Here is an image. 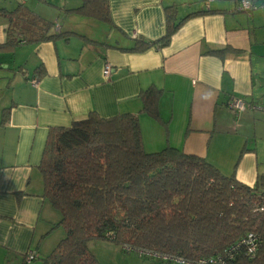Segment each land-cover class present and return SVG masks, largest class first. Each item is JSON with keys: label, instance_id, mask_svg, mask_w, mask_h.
I'll use <instances>...</instances> for the list:
<instances>
[{"label": "crops", "instance_id": "obj_1", "mask_svg": "<svg viewBox=\"0 0 264 264\" xmlns=\"http://www.w3.org/2000/svg\"><path fill=\"white\" fill-rule=\"evenodd\" d=\"M204 1L108 0L110 21L68 11L81 0L4 6L21 3L66 35L0 52V264H31L56 245L46 243L59 217L38 165L49 127L89 111L137 114L146 151L178 148L264 191V0H252L250 14L236 10L238 0H208L212 11L198 13ZM170 5L184 19L169 42L127 50L164 34ZM5 27L0 16V44ZM150 86L161 90L159 120L140 111ZM232 96L246 107L232 111Z\"/></svg>", "mask_w": 264, "mask_h": 264}, {"label": "trees", "instance_id": "obj_2", "mask_svg": "<svg viewBox=\"0 0 264 264\" xmlns=\"http://www.w3.org/2000/svg\"><path fill=\"white\" fill-rule=\"evenodd\" d=\"M204 7L198 13L212 11ZM68 11L110 21L108 0H81ZM176 15L177 6H166L164 34L137 38L127 50L166 45L184 19ZM0 16L6 19L0 52L66 35L21 3L0 6ZM160 93L150 86L139 95L140 111L155 120ZM38 168L43 196L59 213L54 225L64 231L38 264H99L92 240L162 260L264 264V191L178 148L146 151L137 114L89 111L68 126L49 127ZM248 234L256 237L253 254L241 242Z\"/></svg>", "mask_w": 264, "mask_h": 264}, {"label": "rangeland", "instance_id": "obj_3", "mask_svg": "<svg viewBox=\"0 0 264 264\" xmlns=\"http://www.w3.org/2000/svg\"><path fill=\"white\" fill-rule=\"evenodd\" d=\"M16 0H0V6H9L15 3ZM54 218L59 217V213L52 206H49ZM54 225V224H53ZM64 236V231L61 226L54 225L48 233L49 246H53L54 242H58ZM51 244V245H50ZM56 244V243H55ZM88 247L92 254L96 257L99 264H178V262L170 260H162L153 255H147L137 250H125L121 246H117L112 242L103 240H92L88 243ZM50 248V247H49ZM47 249L46 255L50 252ZM39 261H34L31 264H38Z\"/></svg>", "mask_w": 264, "mask_h": 264}, {"label": "built area", "instance_id": "obj_4", "mask_svg": "<svg viewBox=\"0 0 264 264\" xmlns=\"http://www.w3.org/2000/svg\"><path fill=\"white\" fill-rule=\"evenodd\" d=\"M204 4L206 7H208V0L204 1ZM258 8V5L252 1V0H238L237 2V6H236V10L238 11H244L248 14H250L251 12H253L254 10H256ZM111 72V65L109 62H105L104 66H103V70L102 73L104 75L105 78H107L109 76ZM34 82V81H33ZM228 107L234 111H240L243 110L246 107V103H244V100L235 96H232L229 101H228ZM242 243H244L246 245V252L248 254H253L256 248V237L252 234H248L247 236H245L242 240ZM35 257V255L33 253H28L26 256V261L29 262L31 261L33 258ZM162 258H166L165 256H163ZM170 259V258H169ZM174 261L180 263V264H211L210 261L211 259H200L198 261H185L182 259H174ZM213 261V260H212ZM220 262L218 264H221L222 260H219Z\"/></svg>", "mask_w": 264, "mask_h": 264}]
</instances>
